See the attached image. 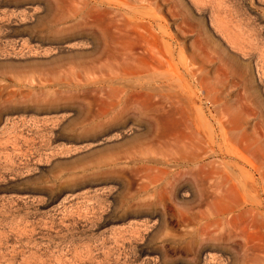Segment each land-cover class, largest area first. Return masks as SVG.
Wrapping results in <instances>:
<instances>
[{"label":"rangeland","instance_id":"obj_1","mask_svg":"<svg viewBox=\"0 0 264 264\" xmlns=\"http://www.w3.org/2000/svg\"><path fill=\"white\" fill-rule=\"evenodd\" d=\"M0 264H264V0H0Z\"/></svg>","mask_w":264,"mask_h":264},{"label":"bare ground","instance_id":"obj_2","mask_svg":"<svg viewBox=\"0 0 264 264\" xmlns=\"http://www.w3.org/2000/svg\"><path fill=\"white\" fill-rule=\"evenodd\" d=\"M215 18V17H214ZM125 56H126V59H129V57L131 56V55H129V53L128 54H124ZM151 55V54H150ZM125 58V57H124ZM152 58V57H151ZM134 61V60H133ZM80 65H82V64H80L79 63V66ZM107 68H93V70L95 71V72H99V73H101V74H103L104 72H105V70H106ZM110 69H112V70H119V68H110ZM135 69H137L136 67H135ZM112 73H114L113 71H112ZM139 74H140V72H139ZM112 75V74H111ZM131 75H136L135 73H131V74H128L127 73V75L126 76H123L122 75V77H120V76H115L114 77V74L112 75L113 77H108V78H106V79H104L103 80V84L104 85H107V86H109L110 88H111V90H113V96L114 97H116V96H118V94L122 91L121 90V87L123 88L124 86H126L127 85V81H128V78L131 76ZM89 77V76H88ZM94 78V77H93ZM99 78V77H98ZM120 78H122V79H120ZM96 78H94V80H95ZM78 82V81H77ZM84 81H82V83H83ZM101 82H102V80H101ZM115 82H117V83H119V82H124L123 84H122V86L121 87H112L113 86V84L115 83ZM80 83V82H79ZM100 83V82H99ZM78 84V83H77ZM81 84V83H80ZM90 85V84H89ZM136 88V87H135ZM191 90V89H190ZM183 105V104H182ZM114 110V109H113ZM190 111V110H189ZM121 113H119V115H120ZM124 114V113H123Z\"/></svg>","mask_w":264,"mask_h":264}]
</instances>
